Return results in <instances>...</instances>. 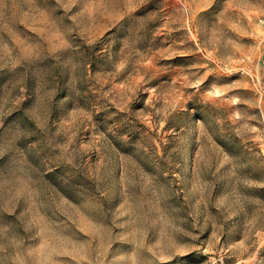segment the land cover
<instances>
[{
    "label": "rangeland",
    "instance_id": "374dc122",
    "mask_svg": "<svg viewBox=\"0 0 264 264\" xmlns=\"http://www.w3.org/2000/svg\"><path fill=\"white\" fill-rule=\"evenodd\" d=\"M0 264H264V0H0Z\"/></svg>",
    "mask_w": 264,
    "mask_h": 264
}]
</instances>
